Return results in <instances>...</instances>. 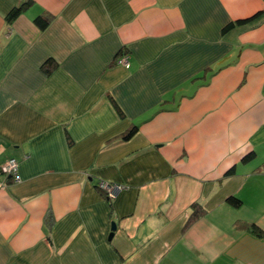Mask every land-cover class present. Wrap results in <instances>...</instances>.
Returning a JSON list of instances; mask_svg holds the SVG:
<instances>
[{
    "label": "crops",
    "instance_id": "crops-1",
    "mask_svg": "<svg viewBox=\"0 0 264 264\" xmlns=\"http://www.w3.org/2000/svg\"><path fill=\"white\" fill-rule=\"evenodd\" d=\"M24 1L0 0V264H264V0H31L9 24Z\"/></svg>",
    "mask_w": 264,
    "mask_h": 264
},
{
    "label": "trees",
    "instance_id": "trees-1",
    "mask_svg": "<svg viewBox=\"0 0 264 264\" xmlns=\"http://www.w3.org/2000/svg\"><path fill=\"white\" fill-rule=\"evenodd\" d=\"M31 0H27L22 2L19 6L15 7L8 15H7V20L9 22V24H11L13 21H15V19H17L24 11L25 9L28 7V5L30 4ZM52 21V17L49 15H41L39 17H37L35 19V24L41 28L42 30H46L50 23ZM244 21H239L237 24L241 25L244 24ZM234 23H231L229 26H227L224 29V33H227L228 31H230L233 27H235ZM123 55V54H121ZM55 67V64L53 62H48L47 64H45L43 66V69L45 70V72L47 74H50L52 69ZM136 132V130H132L129 134H127L124 138L125 139H129L131 136H133V134ZM1 167V166H0ZM103 191V190H101ZM103 193L109 198L108 194L106 192L103 191ZM112 199V198H111ZM228 202L236 207H239L241 205V201L237 198L231 197L228 199ZM196 207V211L195 214H198V212H200V208H198V206ZM238 228H246L251 230L254 234L261 236L262 232L259 230V228H257L255 225H251V224H247V223H239L237 224Z\"/></svg>",
    "mask_w": 264,
    "mask_h": 264
},
{
    "label": "built area",
    "instance_id": "built-area-1",
    "mask_svg": "<svg viewBox=\"0 0 264 264\" xmlns=\"http://www.w3.org/2000/svg\"><path fill=\"white\" fill-rule=\"evenodd\" d=\"M118 64L128 68L130 66L129 57H122L118 61ZM0 176H13L15 182H20L17 161L15 159H11L5 165H2L0 167ZM98 187L100 190L106 192L110 199H115L120 194V192L124 190V186L111 184L106 181H101Z\"/></svg>",
    "mask_w": 264,
    "mask_h": 264
},
{
    "label": "water",
    "instance_id": "water-1",
    "mask_svg": "<svg viewBox=\"0 0 264 264\" xmlns=\"http://www.w3.org/2000/svg\"><path fill=\"white\" fill-rule=\"evenodd\" d=\"M117 229H118V225H117V223L114 222V223L112 224V229H111L112 232H111V234H110V239L113 238V236H114V234L116 233Z\"/></svg>",
    "mask_w": 264,
    "mask_h": 264
},
{
    "label": "clouds",
    "instance_id": "clouds-1",
    "mask_svg": "<svg viewBox=\"0 0 264 264\" xmlns=\"http://www.w3.org/2000/svg\"><path fill=\"white\" fill-rule=\"evenodd\" d=\"M7 178H13V176H8ZM14 179V178H13ZM99 188V187H98Z\"/></svg>",
    "mask_w": 264,
    "mask_h": 264
}]
</instances>
